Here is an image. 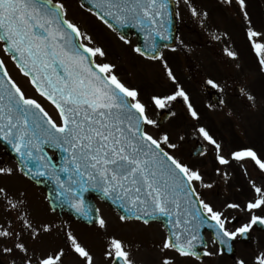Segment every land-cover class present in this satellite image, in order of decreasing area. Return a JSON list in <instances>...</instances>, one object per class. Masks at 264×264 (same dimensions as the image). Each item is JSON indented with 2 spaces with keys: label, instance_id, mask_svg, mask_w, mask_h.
Returning <instances> with one entry per match:
<instances>
[{
  "label": "snow or ice",
  "instance_id": "6c2138e0",
  "mask_svg": "<svg viewBox=\"0 0 264 264\" xmlns=\"http://www.w3.org/2000/svg\"><path fill=\"white\" fill-rule=\"evenodd\" d=\"M78 6L139 61L158 65L172 87L146 92L143 83L131 82V69L122 71L106 47L70 18L69 0H0V144L12 156L11 162L0 159V257L7 264H97L92 247L64 219L67 212L103 234L102 264H145L129 242L108 233L95 196L115 207L122 225H162L152 264H212L226 256L231 264H264V247H255L250 259L235 254L238 242L257 228L264 232V149L228 144L201 123L166 56V50H190L177 28L186 13L241 73L232 85L206 80L224 94L208 107L226 109L239 128L246 110L264 106V96L253 91L232 33L213 22L211 8L200 0H78ZM216 8L240 21L264 76V24L254 22L250 0H216ZM9 60L55 115L26 93ZM177 103L193 122L187 131L162 128L180 117ZM192 138L199 141L192 155L203 167L176 154ZM237 174L243 183L233 185ZM13 177L37 188L51 185L43 205L44 216L54 218H42L32 207L27 186L4 182ZM221 183L222 198H210ZM45 240L50 247L39 246Z\"/></svg>",
  "mask_w": 264,
  "mask_h": 264
},
{
  "label": "flooded vegetation",
  "instance_id": "af4514ba",
  "mask_svg": "<svg viewBox=\"0 0 264 264\" xmlns=\"http://www.w3.org/2000/svg\"><path fill=\"white\" fill-rule=\"evenodd\" d=\"M215 7V4H213ZM250 11L254 22L260 27L264 24V0H250ZM222 16V22L225 23L228 21L226 15ZM187 14L185 13L182 23H178L177 27L179 29L178 34L180 37L189 44L190 50L179 49L177 52L172 53L169 56V61L177 57L178 61L181 62V73L186 79V76L189 78H194V82L197 87V95L195 100H192L194 105L197 107L198 111L201 113L203 119L201 123L208 126L212 132L218 137H222L226 143L235 144V143H245L254 145L257 149H264V106H261L259 110L256 111H245L243 120L239 128H237L234 122L226 115V109L221 110L219 106L215 108H209L208 105H218V101L222 98L224 94L220 93L218 89L213 88L212 86L206 83V80L211 78L216 80L219 83H224L227 81L229 85H232L234 79H238L241 75L240 72H237L233 67V62L223 56L222 45L215 41H212L207 36L205 42L202 41V35H205L200 29L196 31V39L189 38L190 35L194 34V29L188 31V21L185 18ZM237 27H224L227 28L233 36L234 46L238 51L241 52V63L244 65V71L249 74V83L251 84L253 91L258 96H264V76L260 75L254 58L250 55L249 49L247 47L246 41L243 36V31L240 26V21ZM199 27H196L197 29ZM192 32V34H191ZM255 73V75L252 74ZM227 100L229 101V107L235 103V98L232 95V88H228ZM181 104V103H180ZM182 109L183 105L181 104ZM184 113V111H183ZM185 114V113H184ZM186 117V115H185ZM218 119L220 122H218ZM194 139V138H193ZM193 146H199V141L194 139V144L190 146V150ZM211 157H209V160ZM189 163L197 164L198 166L203 167L204 161L200 160L197 157L188 156ZM233 185L243 183L242 177L237 174V177L233 180ZM29 191V194H34L38 197L40 204H35L33 208L40 214L42 218H54L44 216V205L43 198L46 195L45 190L42 187H35ZM221 187H223V192L225 186L221 183L220 187L214 190L210 198L219 199L216 197L219 193ZM229 193H234V188H228ZM208 195V193H205ZM97 206L101 209L103 216L106 218L111 214V212L118 217L117 210L106 202H97ZM106 214V215H105ZM64 219L70 220L73 230L84 240L87 244L92 247V250L97 258V264H102V252L104 250V238H94L85 236L83 233L94 231V228L89 227L87 224L78 221L73 216H70L65 212ZM119 220V218H118ZM157 226L159 228V235L163 236V230L161 224H153L151 227ZM153 232V231H152ZM151 232V233H152ZM158 238V236L156 235ZM264 238V233L261 235ZM161 238L155 239L153 236L147 234L146 236L140 239L136 238H124L129 242L133 249L135 250L136 258L139 260V247L143 245L149 250L150 258L148 264H152L156 256L157 250L153 247ZM140 239V240H139ZM236 245H239L237 243ZM42 246L48 248L51 246L49 240L43 241ZM3 259L5 264H7L6 257H0ZM229 264H231L232 257H224Z\"/></svg>",
  "mask_w": 264,
  "mask_h": 264
},
{
  "label": "rangeland",
  "instance_id": "374dc122",
  "mask_svg": "<svg viewBox=\"0 0 264 264\" xmlns=\"http://www.w3.org/2000/svg\"><path fill=\"white\" fill-rule=\"evenodd\" d=\"M200 3L207 5L211 8L213 12V22L218 23L222 28L226 26L232 28L239 26L238 25L239 20L231 15H226L228 21L225 23L222 22V18H221L222 16L220 15V13L217 11L216 8V0H200ZM69 4H70L69 7L70 18L76 20L77 22L82 24L85 28H87L88 31H90L93 34L94 38L99 43H101L106 47L107 51L109 52V59L116 60L121 65L122 71L131 69L133 75L131 77H127L131 82L138 84L143 83L146 92H150L153 90L162 91L165 89H170L172 87V85L164 78V76L160 72L158 65L149 66L146 62L142 63L136 57H134V55L130 52V50H128L115 38L114 34L109 33L106 29L103 28V26L98 21L95 20L94 17L88 16L79 8L78 0H69ZM213 4H215V7ZM185 18H187V21L189 23L188 31L189 30L192 31V29H194V34H192L191 32L192 35H190L189 38L196 39V31H198L199 28L197 29L195 28L198 26L193 22V20L188 15ZM206 39L207 36L202 35V41L205 42ZM132 40L133 43H135L133 38ZM2 55L3 53L0 52V56ZM177 59H178L177 57L171 59L170 64L173 67V70L177 75V77L179 78L180 82L189 92L192 100H195L196 95L198 93L197 87L195 85L196 82H194V78H189L188 76H186L185 79V77L181 73V62L178 61ZM8 67L13 77L17 79V81L21 84V86L24 88L26 93L30 96H35L38 100H40V102L51 114L55 115V110L53 106L35 93L34 89L27 82L26 78L22 77L19 74L18 70L15 68L14 64L10 60L8 61ZM252 74L255 75L254 72H252ZM175 107L176 110L180 113V117L177 120L173 121L171 126L169 125L168 121L164 122L162 124V128H169L173 132L177 128H181L187 131V126L191 125L193 122L188 120L187 117H185V114L183 113V109L180 106V103H177ZM153 115L155 117V113H153ZM218 122H220L219 119ZM173 139H175V136H173ZM193 144H194L193 138L186 139V141L181 145L179 152L176 154L182 156L185 160H188V156L190 157V152H191L190 146ZM0 159L11 162V160L5 156L4 152H2L1 147H0ZM4 182L8 183L10 186H13L15 189L27 186L28 190L31 191V189L34 188L32 185H28L27 181H24L22 178L19 177L8 178ZM223 193H224L223 187H221L216 197L219 199L222 198ZM241 199H243V196H241ZM29 200L32 204V207L35 204H40L38 197H36V195L34 194H29ZM107 214H111V216L109 215L108 217H106V219L109 221V227H108L109 234H115L122 238L139 237L140 239H142V237L149 234L150 236H153L157 240L158 238H161V236L159 235V228L156 225L154 227H150L147 229H144L140 226H136L134 224L122 225L116 215H114L109 211L107 212ZM83 234L85 236L94 237V238H100L99 236H103V234L96 229L94 231L85 232ZM156 235L158 236V238L156 237ZM257 246L264 247V238L261 237L260 239L259 233H257L254 236L251 244L247 246L239 245V247L236 249V255L250 259L252 256L253 249ZM138 253L140 255L139 260H143L145 264H148L150 254L147 247L141 245L139 247ZM212 264H229V263L226 260L222 259V260L213 261Z\"/></svg>",
  "mask_w": 264,
  "mask_h": 264
},
{
  "label": "water",
  "instance_id": "95a60500",
  "mask_svg": "<svg viewBox=\"0 0 264 264\" xmlns=\"http://www.w3.org/2000/svg\"><path fill=\"white\" fill-rule=\"evenodd\" d=\"M168 43H173V41L172 42H168ZM1 145L9 153V149L5 145H3V144H1ZM42 187H44L46 189V191L48 192L51 189L52 186L51 185H46V186H42Z\"/></svg>",
  "mask_w": 264,
  "mask_h": 264
}]
</instances>
